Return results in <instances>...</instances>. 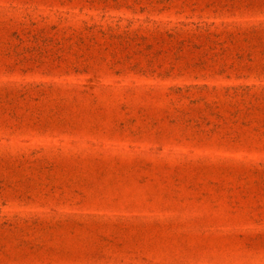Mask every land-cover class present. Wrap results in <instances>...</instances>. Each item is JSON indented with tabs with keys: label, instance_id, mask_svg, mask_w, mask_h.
Wrapping results in <instances>:
<instances>
[{
	"label": "rangeland",
	"instance_id": "obj_1",
	"mask_svg": "<svg viewBox=\"0 0 264 264\" xmlns=\"http://www.w3.org/2000/svg\"><path fill=\"white\" fill-rule=\"evenodd\" d=\"M0 264H264V0H0Z\"/></svg>",
	"mask_w": 264,
	"mask_h": 264
}]
</instances>
